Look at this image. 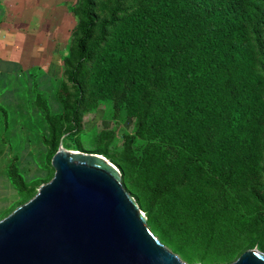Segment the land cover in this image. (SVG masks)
Segmentation results:
<instances>
[{
	"label": "trees",
	"instance_id": "trees-1",
	"mask_svg": "<svg viewBox=\"0 0 264 264\" xmlns=\"http://www.w3.org/2000/svg\"><path fill=\"white\" fill-rule=\"evenodd\" d=\"M73 11L47 163L32 181L9 172L19 205L53 177L60 142L82 151L71 141L84 116L108 105L111 137L131 130L120 150L86 152L119 167L161 242L220 264L264 252V0H79Z\"/></svg>",
	"mask_w": 264,
	"mask_h": 264
},
{
	"label": "water",
	"instance_id": "water-1",
	"mask_svg": "<svg viewBox=\"0 0 264 264\" xmlns=\"http://www.w3.org/2000/svg\"><path fill=\"white\" fill-rule=\"evenodd\" d=\"M52 165L53 177L0 219V264H189L153 234L108 157L60 142ZM227 264H264V252Z\"/></svg>",
	"mask_w": 264,
	"mask_h": 264
},
{
	"label": "rangeland",
	"instance_id": "rangeland-1",
	"mask_svg": "<svg viewBox=\"0 0 264 264\" xmlns=\"http://www.w3.org/2000/svg\"><path fill=\"white\" fill-rule=\"evenodd\" d=\"M73 43V33L63 39L62 60L57 65L53 61L52 70H48L49 67L47 69L45 64L32 67L30 72L34 77L30 83L28 74L24 72L19 77L11 76L0 82V219L12 213L21 203V197L13 187L9 172L21 173L27 181H32L34 171L47 163L44 140L47 122L44 118L48 111L51 114L60 111L61 84L63 79L66 80L64 70L67 64L64 59L70 55ZM59 66L60 70L57 69ZM48 75L51 77L45 78ZM9 92L14 94L13 101L6 99ZM41 98L46 102H40ZM113 126L115 127L111 108L101 104L84 116V129L71 142L75 147L81 145L82 151L101 150L106 153L111 141V147L120 150L125 132L131 130V121L123 123L111 137ZM105 130L109 133L104 134ZM45 174L42 173L37 179H44ZM120 174L122 175L121 170ZM42 184L41 182L37 186V191ZM153 234L160 240L163 239L156 232ZM166 244L189 264H220L211 263L209 258L204 259L201 255L186 252L178 244Z\"/></svg>",
	"mask_w": 264,
	"mask_h": 264
},
{
	"label": "crops",
	"instance_id": "crops-1",
	"mask_svg": "<svg viewBox=\"0 0 264 264\" xmlns=\"http://www.w3.org/2000/svg\"><path fill=\"white\" fill-rule=\"evenodd\" d=\"M78 2L0 0V82L24 72L30 83L34 77L30 72L32 67L45 64L52 70L53 61L56 65L61 62L63 39L71 36L76 28L73 8ZM6 99L13 101V92Z\"/></svg>",
	"mask_w": 264,
	"mask_h": 264
}]
</instances>
